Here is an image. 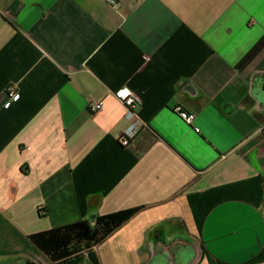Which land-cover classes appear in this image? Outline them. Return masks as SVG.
<instances>
[{"label":"crops","instance_id":"1","mask_svg":"<svg viewBox=\"0 0 264 264\" xmlns=\"http://www.w3.org/2000/svg\"><path fill=\"white\" fill-rule=\"evenodd\" d=\"M123 88L148 125L127 147ZM258 88L264 0H0V264L134 208L63 264H264Z\"/></svg>","mask_w":264,"mask_h":264},{"label":"trees","instance_id":"2","mask_svg":"<svg viewBox=\"0 0 264 264\" xmlns=\"http://www.w3.org/2000/svg\"><path fill=\"white\" fill-rule=\"evenodd\" d=\"M140 210V208L123 210L98 216L94 221L84 219L35 233L29 238L54 264H63L103 244Z\"/></svg>","mask_w":264,"mask_h":264},{"label":"built area","instance_id":"3","mask_svg":"<svg viewBox=\"0 0 264 264\" xmlns=\"http://www.w3.org/2000/svg\"><path fill=\"white\" fill-rule=\"evenodd\" d=\"M109 3L114 4V0H106ZM123 93V95H122ZM16 94H12V98H16ZM117 99L127 108V119L130 120V126L120 135V142L123 146L127 147L136 135L144 128H147V123L142 120L139 113L136 111L141 104L139 95L130 88H123L116 93ZM102 109V103L94 104L90 107L92 113H96ZM179 117L187 124H192L196 117L195 114L186 111L182 107L176 109ZM199 132V129H196Z\"/></svg>","mask_w":264,"mask_h":264},{"label":"water","instance_id":"4","mask_svg":"<svg viewBox=\"0 0 264 264\" xmlns=\"http://www.w3.org/2000/svg\"><path fill=\"white\" fill-rule=\"evenodd\" d=\"M260 93V97H263L264 89L263 88H258L257 90ZM158 263V259L154 260V264Z\"/></svg>","mask_w":264,"mask_h":264},{"label":"snow or ice","instance_id":"5","mask_svg":"<svg viewBox=\"0 0 264 264\" xmlns=\"http://www.w3.org/2000/svg\"><path fill=\"white\" fill-rule=\"evenodd\" d=\"M122 95H123V93H122Z\"/></svg>","mask_w":264,"mask_h":264}]
</instances>
